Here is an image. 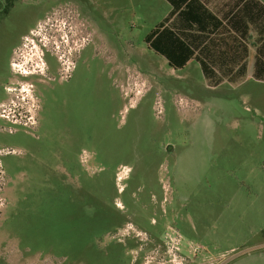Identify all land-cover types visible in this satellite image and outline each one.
<instances>
[{"label":"rangeland","instance_id":"374dc122","mask_svg":"<svg viewBox=\"0 0 264 264\" xmlns=\"http://www.w3.org/2000/svg\"><path fill=\"white\" fill-rule=\"evenodd\" d=\"M143 3L19 0L1 21L0 264H264V85L174 69Z\"/></svg>","mask_w":264,"mask_h":264},{"label":"crops","instance_id":"0c3cea01","mask_svg":"<svg viewBox=\"0 0 264 264\" xmlns=\"http://www.w3.org/2000/svg\"><path fill=\"white\" fill-rule=\"evenodd\" d=\"M143 6L154 22L145 41L169 64L183 63L174 69L196 62L209 88L264 85V0H144Z\"/></svg>","mask_w":264,"mask_h":264},{"label":"flooded vegetation","instance_id":"af4514ba","mask_svg":"<svg viewBox=\"0 0 264 264\" xmlns=\"http://www.w3.org/2000/svg\"><path fill=\"white\" fill-rule=\"evenodd\" d=\"M16 5L19 6V0H0V24ZM6 35L7 37L0 36V72L7 81L11 73L10 70L14 67L13 64H17L14 61L17 58L13 56V53L19 46V31L10 30ZM2 56H5V64L2 62Z\"/></svg>","mask_w":264,"mask_h":264},{"label":"trees","instance_id":"16d2710c","mask_svg":"<svg viewBox=\"0 0 264 264\" xmlns=\"http://www.w3.org/2000/svg\"><path fill=\"white\" fill-rule=\"evenodd\" d=\"M150 37H151V34L148 36V38L150 39ZM170 65L173 67H178V66L181 67L183 65V63H171Z\"/></svg>","mask_w":264,"mask_h":264}]
</instances>
